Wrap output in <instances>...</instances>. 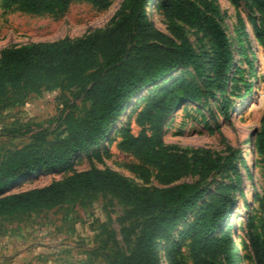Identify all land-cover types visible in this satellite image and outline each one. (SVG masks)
I'll use <instances>...</instances> for the list:
<instances>
[{
    "label": "trees",
    "instance_id": "16d2710c",
    "mask_svg": "<svg viewBox=\"0 0 264 264\" xmlns=\"http://www.w3.org/2000/svg\"><path fill=\"white\" fill-rule=\"evenodd\" d=\"M76 1L107 9L110 0H0L6 10L27 13L63 14ZM236 8L244 7L252 36L264 43V0H229ZM148 0H122L110 22L80 38H63L13 45L0 53V97L7 91L19 97L51 88H78L89 103L82 116L69 111L63 117L64 127L45 144L26 145L13 151L0 163V213L29 212L50 208L67 196L105 193L117 199L126 209V217L139 219V230L130 253L119 254V264H160L159 238L168 236L197 208L191 222L182 232V239L192 236L193 264H222L218 257L226 255L227 264L239 260L232 225L227 224L220 237L212 234L227 220L231 207L230 184L209 193L201 184L211 171L219 168L220 156L211 152L162 145L161 136L169 115L183 102L200 103L211 91L223 95L234 61L229 37L222 26V12L216 0H161V10L168 19L167 32L150 20ZM184 26L208 38L213 58L209 71L205 54L192 47ZM239 54L247 59L251 51L245 22L237 14ZM251 73L253 63L247 59ZM180 68L191 70L192 78L178 76L167 86L140 96L133 105L137 124L147 122L149 132H132L129 120L120 129L119 147L139 157L143 164L129 165L132 172L143 177L157 171L161 186L141 187L129 177L111 169L90 167L72 172L42 187L10 191L17 182L44 171L66 172L74 160L92 145L105 139L109 128L125 105ZM241 73V69L237 68ZM200 80V83L198 81ZM233 80V79H232ZM229 100L223 97L220 108L229 115ZM131 117V115H130ZM256 138V152L264 162V111ZM24 134L22 129L11 136ZM36 134H44L39 132ZM191 152V155L188 153ZM187 174H197L195 182L180 181ZM264 215V201L254 194ZM246 238L253 253L254 264H264V218L260 232L255 231L251 217ZM242 243L240 235L237 236ZM181 245L169 241L164 249L168 264H186L180 257ZM66 264H79L75 262Z\"/></svg>",
    "mask_w": 264,
    "mask_h": 264
},
{
    "label": "rangeland",
    "instance_id": "374dc122",
    "mask_svg": "<svg viewBox=\"0 0 264 264\" xmlns=\"http://www.w3.org/2000/svg\"><path fill=\"white\" fill-rule=\"evenodd\" d=\"M121 1L110 0L107 9L76 1L57 16L6 10L0 2V53L13 45L80 38L106 26ZM216 2L223 14L222 26L233 49L231 80L223 95L211 91L200 103L183 102L178 105L164 124L161 143L182 149L208 151L212 157L217 155L222 158L219 168L212 170L201 181L209 193L220 190L221 184L232 183L230 213L212 236L219 238L227 224L232 225L230 233L239 255L235 264H254L253 253L246 238L249 231L246 219L251 217L255 231L260 232L259 226L264 215L253 197L258 193L264 201V162L256 152V138L264 111V43L259 44L254 40L247 19L248 12L244 7L236 9L229 0ZM146 7L155 26L167 32L169 21L162 13L161 0H148ZM237 14L245 22L251 46V51H246L247 59L253 63L254 73L250 72L247 59L239 54L241 44L237 38ZM184 28L194 50L205 54L204 63L209 71L213 52L208 38L200 31L187 26ZM237 68L241 69V73L237 72ZM191 73L188 68H180L144 88L140 95L125 105L105 139L75 159L70 170L39 172L17 182L9 190L42 187L63 178L72 170L90 167L111 168L144 188L161 186L154 169H151L147 177L129 169V165L143 162L119 147L122 140L120 129L130 118L133 133L141 129L148 133L147 122L141 125L136 122V115L141 108L132 113L135 101L142 95L167 86L175 77L192 78ZM196 81L200 83V80ZM223 97L229 100L228 116L220 108ZM88 107V101L78 88L45 89L26 97L5 92L0 97V163L13 151L26 145H44L39 137L44 136L46 141L52 140L64 127L63 117L67 112L72 111L79 117ZM17 129H22L24 134L11 136L10 133ZM39 132L44 134H36ZM199 179L197 174H187L180 181L195 182ZM126 209L109 194L92 193L67 196L58 205L37 211L0 213V264H119V254L131 252L140 224L139 219L126 217ZM196 213L197 208L189 212L168 236L169 241L180 243V257L186 264H193L192 236L182 239V232ZM238 235L242 238L241 244ZM169 241L165 237L159 238L160 264H168L164 249ZM218 259L222 264H227L226 255L222 252Z\"/></svg>",
    "mask_w": 264,
    "mask_h": 264
},
{
    "label": "bare ground",
    "instance_id": "6f19581e",
    "mask_svg": "<svg viewBox=\"0 0 264 264\" xmlns=\"http://www.w3.org/2000/svg\"><path fill=\"white\" fill-rule=\"evenodd\" d=\"M231 222H233L232 218H231ZM232 234H233V231H232ZM237 239H239V238L237 237ZM239 241H240V239H239Z\"/></svg>",
    "mask_w": 264,
    "mask_h": 264
}]
</instances>
